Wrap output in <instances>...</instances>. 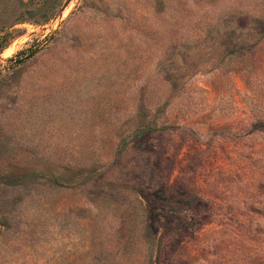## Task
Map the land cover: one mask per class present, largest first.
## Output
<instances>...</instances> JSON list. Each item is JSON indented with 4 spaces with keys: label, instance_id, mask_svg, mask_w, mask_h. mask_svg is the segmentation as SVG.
Instances as JSON below:
<instances>
[{
    "label": "rangeland",
    "instance_id": "374dc122",
    "mask_svg": "<svg viewBox=\"0 0 264 264\" xmlns=\"http://www.w3.org/2000/svg\"><path fill=\"white\" fill-rule=\"evenodd\" d=\"M0 264H264V0H0Z\"/></svg>",
    "mask_w": 264,
    "mask_h": 264
}]
</instances>
